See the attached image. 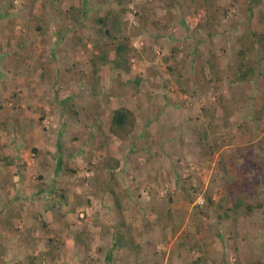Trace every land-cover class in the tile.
Listing matches in <instances>:
<instances>
[{
	"label": "rangeland",
	"instance_id": "1",
	"mask_svg": "<svg viewBox=\"0 0 264 264\" xmlns=\"http://www.w3.org/2000/svg\"><path fill=\"white\" fill-rule=\"evenodd\" d=\"M249 27L264 35V2L0 0V118L37 101L45 109L40 125H80L93 111L110 129L113 112L130 104L142 127L141 138L132 134L131 146L118 147L121 159L103 138L94 150L56 146L72 155L62 167L75 173L67 185L84 188L48 196L51 210L69 218L66 230L37 220L28 228L0 225V235H39L48 246L60 239L56 252H63L46 257L20 245L6 255L2 243L0 264H264V51L252 59L260 63L249 80L234 82L233 73L237 37ZM119 45L130 51L129 72L114 67ZM139 75L137 95L130 84L114 94ZM233 187L241 189L238 207ZM76 195L83 204L74 207ZM117 200L130 221L141 220L145 240L132 226L131 239L114 248L115 230L129 228ZM71 236L76 249L66 258Z\"/></svg>",
	"mask_w": 264,
	"mask_h": 264
},
{
	"label": "crops",
	"instance_id": "2",
	"mask_svg": "<svg viewBox=\"0 0 264 264\" xmlns=\"http://www.w3.org/2000/svg\"><path fill=\"white\" fill-rule=\"evenodd\" d=\"M261 1L262 3L264 2V0H260V3ZM32 79L34 82L39 81L38 77H33ZM31 93H33V90H31ZM141 98H143V95L138 96L136 101L133 98L134 100L131 101L132 105L137 100H141ZM129 105H126V107L131 108ZM28 106L23 105L20 110L15 111L16 113H6L4 117L0 118V201L2 202L1 206L3 205L2 209L0 207V218L4 222L0 223V225L3 227L9 226V223L12 222V225H22L28 228V226L35 224L37 220H45L50 225L48 227L51 231H55L57 227L59 232H63L69 224V218L61 214L58 210L57 214L51 210L53 208L50 203L52 196H48L54 192L56 194H69L71 192L81 194V192H84V188L80 187L81 189L78 190V186L72 187L71 184L67 185L69 181L68 174L75 173L72 170H64L62 167L72 155L71 152H67L64 156L61 155L56 149V146H65L66 150H71V147H74L75 152H80L78 150L79 146L90 145L91 150H94V147H98L100 139L103 138L105 144L108 143V149H110L109 151L112 155L117 159H121L118 147L120 145L123 147L125 145L131 146V140L129 139L124 142L112 136L108 128L109 125L101 127L99 125V117H96L93 111L91 112V121L82 119L80 125H40L41 113H43L42 116H45V109L43 108L42 110L40 108L42 104H38L37 101H31L28 102ZM117 107L118 103L115 109ZM27 108H32L33 110L28 109L26 111ZM138 124L133 136L141 138L142 127L140 126V121H138ZM160 126L163 127L161 131L165 130L166 135L168 133L167 129L164 128L166 125ZM150 130L153 135H156L157 132L155 130L151 128ZM103 131L105 135H103ZM174 131H176V128ZM165 135L162 134L159 138H164ZM27 147H32L34 153L28 150ZM50 155L52 156L53 163L51 164L52 166L46 168L47 165L45 163L51 159ZM167 157H170V155ZM146 160L144 159V161ZM161 163L163 164L165 161H161ZM123 206L125 218L121 219L123 220L124 226L127 225L129 227L127 232L126 230L122 231L124 238L131 239V233L138 227L139 241L145 240V234L142 228H140L141 220H137L134 223L136 216L133 214L134 218L132 223L128 217L130 215H128L127 205L123 203ZM111 209H115L114 203ZM112 222L113 219L110 220L109 225ZM132 226L134 228L133 230H131ZM7 231L3 232V234ZM92 234L96 237V239L94 237L93 242L97 243V249L99 250L102 248V242H100L101 231L95 229ZM141 234H143L142 237ZM2 235H0V244L3 243L5 246V250L7 251L6 255L15 254L14 252L18 249L21 251L24 250V246L20 247V245H27V248L31 247V250L34 249L35 245V250L44 252L46 257L47 255L53 254V257L57 258L63 252L62 248H59V251L56 252L55 245L57 242H61L60 239L54 240V244L48 246L46 243L50 242V240L45 238L40 240L39 235L38 237H34V234L29 235L28 233L22 236L6 233L3 238ZM51 236L48 238H53L56 235L52 234ZM62 236L65 238L66 234ZM73 237L71 236L70 240H65L70 241L68 245H65L64 254L66 258L71 257L73 254V249L75 248H72ZM115 245H118L117 240L113 242L114 248ZM77 249L80 252L84 251L82 246Z\"/></svg>",
	"mask_w": 264,
	"mask_h": 264
},
{
	"label": "trees",
	"instance_id": "3",
	"mask_svg": "<svg viewBox=\"0 0 264 264\" xmlns=\"http://www.w3.org/2000/svg\"><path fill=\"white\" fill-rule=\"evenodd\" d=\"M213 1L214 0H204L206 4H210V5L213 4ZM253 2H256V0H253ZM237 42L241 46V51L238 54L240 58H238V60L236 61V66H238L239 69L233 66V69L237 71V72H233L234 75L236 74L234 76V78L236 77L234 82L242 83L244 81L249 80L250 79L249 76H252L253 72L255 71L254 69L258 68V63H260V61L258 60L259 62L257 61V63L253 64L252 59L255 56L260 59L261 53L262 51H264V35L258 34L253 29H251V27H249L246 28L245 31L242 32L237 37ZM129 53L130 51L128 47H126L125 45H119L117 47L116 59L113 61L114 67L117 69H124L125 72H129L130 70L129 68L130 57L128 58ZM192 62L193 64H195L194 59ZM208 64L211 66L210 68L212 72L217 73L216 59H215V55H212V53L210 55ZM142 76L143 75L137 76L136 80L130 83H121L119 86L114 87L115 88L114 94H122L123 90H125L127 85L130 84L136 88V93H134V95H137V92H139V86L142 81ZM136 125H137V118L135 113L130 108L122 106L117 108L113 112L109 130L111 135L114 136L116 139L121 141H126L132 136L133 132L135 131ZM253 167L254 166H252V168ZM241 182L243 183L244 181L242 180ZM240 190L241 189L239 187H233L234 200H235L234 202L236 207H238V205H240L241 202L239 197ZM115 197L117 199V196ZM75 198H76V202H74V205L72 206L76 207L80 204H83L82 197L76 195ZM251 207L249 209H251ZM116 210H118L119 212L122 211V208L118 200L116 201ZM121 218H123V216ZM121 226L122 227L124 226L123 221L121 222ZM115 233H116V238H118L117 241L118 245H115V247L126 245L123 233H121V231H116V230Z\"/></svg>",
	"mask_w": 264,
	"mask_h": 264
},
{
	"label": "built area",
	"instance_id": "4",
	"mask_svg": "<svg viewBox=\"0 0 264 264\" xmlns=\"http://www.w3.org/2000/svg\"><path fill=\"white\" fill-rule=\"evenodd\" d=\"M204 203V200L203 199H199L198 203L197 204H200L202 205Z\"/></svg>",
	"mask_w": 264,
	"mask_h": 264
}]
</instances>
